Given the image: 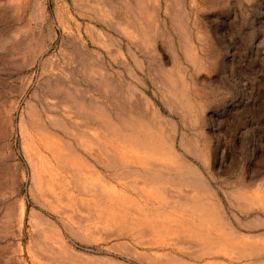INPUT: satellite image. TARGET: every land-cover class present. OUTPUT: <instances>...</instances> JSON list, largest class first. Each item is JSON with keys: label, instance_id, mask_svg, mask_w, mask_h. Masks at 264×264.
<instances>
[{"label": "rangeland", "instance_id": "obj_1", "mask_svg": "<svg viewBox=\"0 0 264 264\" xmlns=\"http://www.w3.org/2000/svg\"><path fill=\"white\" fill-rule=\"evenodd\" d=\"M0 264H264V0H0Z\"/></svg>", "mask_w": 264, "mask_h": 264}]
</instances>
